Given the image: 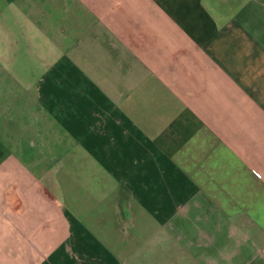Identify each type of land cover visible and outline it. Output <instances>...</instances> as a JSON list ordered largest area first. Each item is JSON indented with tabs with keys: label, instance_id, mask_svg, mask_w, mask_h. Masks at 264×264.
I'll return each instance as SVG.
<instances>
[{
	"label": "crops",
	"instance_id": "1",
	"mask_svg": "<svg viewBox=\"0 0 264 264\" xmlns=\"http://www.w3.org/2000/svg\"><path fill=\"white\" fill-rule=\"evenodd\" d=\"M0 264H264V0H0Z\"/></svg>",
	"mask_w": 264,
	"mask_h": 264
}]
</instances>
